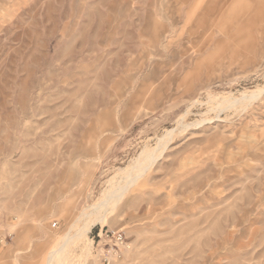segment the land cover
Returning <instances> with one entry per match:
<instances>
[{
	"label": "rangeland",
	"instance_id": "374dc122",
	"mask_svg": "<svg viewBox=\"0 0 264 264\" xmlns=\"http://www.w3.org/2000/svg\"><path fill=\"white\" fill-rule=\"evenodd\" d=\"M167 135L65 264L106 230L108 264H264V0H0V264H47Z\"/></svg>",
	"mask_w": 264,
	"mask_h": 264
},
{
	"label": "bare ground",
	"instance_id": "6f19581e",
	"mask_svg": "<svg viewBox=\"0 0 264 264\" xmlns=\"http://www.w3.org/2000/svg\"><path fill=\"white\" fill-rule=\"evenodd\" d=\"M262 92L263 91L256 90L250 93H244L241 95L239 99L230 100L229 98L228 100H225L223 104L227 105L228 103H231V104L240 105V103H243V102L246 103V101L257 98L260 94H262ZM169 135L165 137L166 138L165 143L159 146L156 151H152V150L148 151L146 149L144 160L140 163L139 166L123 171L125 173V176L129 177V181H126V183H124L123 185L121 184V185L113 186L112 189L110 190L107 188L108 191H106L103 194L102 199L97 204L93 205L92 208H88L86 214L83 216L84 223H83L81 230H79L74 235H72L71 233H67L64 237V240L62 241V244L58 245L55 249L49 252L47 264H65V259L67 257L69 248L73 244L77 243L76 241H79L82 238H86L87 234L90 232V230L92 229L94 225H96L97 223H100V224L104 223L106 216L108 214L110 205L117 203L122 198V196L125 194V192L128 191V189L130 188V185L133 183V180L136 179V178L134 179V176L136 174H138L144 167L152 165L153 162L158 157H160V155H156V154L160 149H161L160 151L162 152L164 145L167 143V139L169 138ZM147 157L150 158V161L146 164Z\"/></svg>",
	"mask_w": 264,
	"mask_h": 264
},
{
	"label": "built area",
	"instance_id": "2783aa9c",
	"mask_svg": "<svg viewBox=\"0 0 264 264\" xmlns=\"http://www.w3.org/2000/svg\"><path fill=\"white\" fill-rule=\"evenodd\" d=\"M57 224L53 225L55 228ZM129 248L126 236L122 231L106 230L97 234L96 253L103 263H110L119 259L122 253Z\"/></svg>",
	"mask_w": 264,
	"mask_h": 264
},
{
	"label": "crops",
	"instance_id": "0c3cea01",
	"mask_svg": "<svg viewBox=\"0 0 264 264\" xmlns=\"http://www.w3.org/2000/svg\"><path fill=\"white\" fill-rule=\"evenodd\" d=\"M51 251H52V250H51ZM49 252H50V251H49ZM49 252H48V254H49ZM48 254H47V255H48ZM46 258H47V256H46ZM45 261H46V259H45Z\"/></svg>",
	"mask_w": 264,
	"mask_h": 264
}]
</instances>
